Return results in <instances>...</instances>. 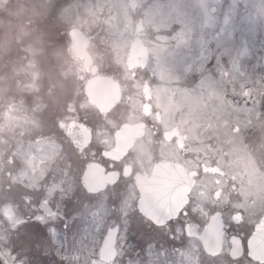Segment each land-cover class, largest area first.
Here are the masks:
<instances>
[{"label": "flooded vegetation", "instance_id": "obj_1", "mask_svg": "<svg viewBox=\"0 0 264 264\" xmlns=\"http://www.w3.org/2000/svg\"><path fill=\"white\" fill-rule=\"evenodd\" d=\"M19 1L0 0L8 18L5 26L0 19V38L19 44L22 65L5 78L0 104V128L6 121L15 127L8 155L0 151L6 180L39 170L60 187L46 196L53 202L88 204L137 198L135 176L172 162L193 181L177 217L182 231L192 224L201 233L212 217L221 221L217 254L195 243L201 264H264L248 256L246 245L264 214V60L254 84L250 71L257 67L244 61L251 58V25L224 4L204 16L201 3L188 7L186 0ZM252 21L264 36V13ZM236 36L245 44L238 64ZM72 39L88 64L70 49ZM134 42L137 54L125 69ZM178 57L176 89L171 65ZM93 77L119 86L106 111L85 96ZM123 125L131 129L116 138ZM117 143L126 149L108 155ZM23 200L29 218L31 196Z\"/></svg>", "mask_w": 264, "mask_h": 264}, {"label": "rangeland", "instance_id": "obj_2", "mask_svg": "<svg viewBox=\"0 0 264 264\" xmlns=\"http://www.w3.org/2000/svg\"><path fill=\"white\" fill-rule=\"evenodd\" d=\"M202 5L205 6L202 12L204 15L207 13V8L214 4V2L224 3L223 0H201ZM255 0H245L242 2V6H238L236 0L229 1V4L225 9H232L234 19H249L251 25V40L248 44L250 50L259 48V44H253L254 38V22L251 20L255 18L254 12L251 10L246 11L244 3H254ZM19 0H14L13 3H19ZM244 5V6H243ZM0 19L5 26L7 22L4 17L7 15L4 11V5L0 2ZM17 17V15H15ZM239 29V27H237ZM5 35L0 31V36ZM241 38L240 36H236ZM3 39V40H2ZM0 38V62L4 60L12 49H17L13 43L4 42V38ZM240 40H238V44ZM245 44L242 43V47ZM241 47V48H242ZM240 48V49H241ZM237 62L242 60L240 57L236 58ZM5 73L0 71V81ZM176 78V77H175ZM2 88V86H0ZM15 129L14 126H10L9 123H4L0 128V151L6 153L8 149L5 146L9 145L7 139L11 135V130ZM7 154V153H6ZM8 155V154H7ZM1 160V159H0ZM32 175V174H30ZM29 174L26 175L27 184H34L35 179H30ZM0 253L8 264H102L98 262L97 256L94 254V246L96 239L99 235L98 232L103 230L102 222L104 221V214L99 211L93 213L88 219L86 226L83 227L81 234H77L76 240L74 233L78 226L81 224V215L77 216L75 212H71L72 219L65 220L60 223L57 228H52L49 224H45L43 227H29L24 229V225L36 226L38 223L37 218L30 220L29 224H15L14 219L18 220L17 214L14 216L18 207V193L19 189L25 192V189L19 187L18 184L10 182V188L7 189L8 184L3 178V172H0ZM40 185V183L38 184ZM26 188H31L29 185ZM50 190L51 188H47ZM50 193V192H49ZM40 194V193H39ZM126 199V198H125ZM11 202L12 211L9 208ZM131 202V201H130ZM129 203V200L119 202L120 205ZM103 203L100 201L92 202V205L101 207ZM55 208V207H54ZM38 209H41V204L38 205ZM105 211V209H104ZM124 212L131 215L129 220L122 217L120 213L119 233L117 236L118 252L117 256L111 263L103 264H197L195 257L197 258V251L195 249V243L193 240L184 237L177 222H171L167 225L169 233L164 232L163 229L153 227L148 220L143 218L136 212L135 206L124 209ZM39 213L46 217L50 212ZM121 216V217H120ZM15 217V218H13ZM132 226L130 231L131 237L127 239L126 230L127 227ZM150 227H153L150 229ZM102 232V231H101ZM170 235L172 237H170ZM123 240V241H122ZM125 242V246L122 247V243ZM76 243V255L74 252V246ZM199 254V253H198ZM196 262V263H195Z\"/></svg>", "mask_w": 264, "mask_h": 264}, {"label": "water", "instance_id": "obj_3", "mask_svg": "<svg viewBox=\"0 0 264 264\" xmlns=\"http://www.w3.org/2000/svg\"><path fill=\"white\" fill-rule=\"evenodd\" d=\"M93 87V86H92ZM88 94V93H87ZM91 97L92 95L89 94ZM92 102L95 101L90 99ZM182 173L175 169H171L170 173H167L164 178V184L156 186L155 180L157 179V171L153 174L151 178V185L154 187L150 188L149 184L146 183L139 185L141 190V199L138 205V209L146 217L150 218L156 224L163 223L166 219L173 217L179 205V193L183 190L180 185ZM142 185V186H141ZM210 223V229L206 234L207 239L211 240V236L216 232V227ZM214 226V227H213ZM114 237L115 232H108L105 241L100 250V259L109 261L114 254ZM249 253L252 258L264 261V219L262 220L260 226L256 229L254 235L248 241ZM0 264H4L3 260L0 258Z\"/></svg>", "mask_w": 264, "mask_h": 264}]
</instances>
